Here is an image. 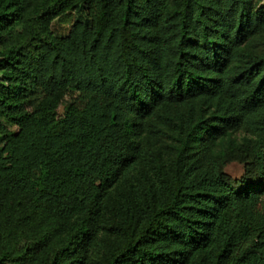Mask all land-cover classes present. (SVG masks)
Listing matches in <instances>:
<instances>
[{"label": "trees", "instance_id": "trees-1", "mask_svg": "<svg viewBox=\"0 0 264 264\" xmlns=\"http://www.w3.org/2000/svg\"><path fill=\"white\" fill-rule=\"evenodd\" d=\"M0 138V264H264V0H0Z\"/></svg>", "mask_w": 264, "mask_h": 264}, {"label": "rangeland", "instance_id": "rangeland-1", "mask_svg": "<svg viewBox=\"0 0 264 264\" xmlns=\"http://www.w3.org/2000/svg\"><path fill=\"white\" fill-rule=\"evenodd\" d=\"M52 29H53V32H54L58 37H62V36H65V35L68 33V31H69V29H70V25H68V26H61V25H58V24L54 23L53 26H52ZM40 96H41V95H40L39 93H37V94H35L34 99L37 100V99H39ZM68 103H69V97H66V98L63 100V102H62V104L60 105V107L58 108V110H57V113H58L59 116H62V114H63V108H64V106H65L66 104H68ZM1 122H2V123L8 128V129H10V130H12V131H16V128H15L13 125H11V124L5 122L4 120H1ZM1 144H2V140H1V138H0V145H1ZM225 173H227L228 175H230V176L233 177V178L238 179V178L241 177V175H242V173H243L242 165L237 164V163H232V164L228 165V166L225 168Z\"/></svg>", "mask_w": 264, "mask_h": 264}]
</instances>
